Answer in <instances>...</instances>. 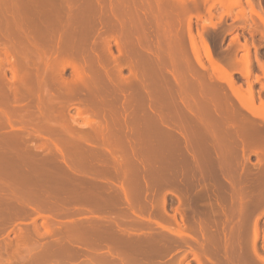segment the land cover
I'll return each instance as SVG.
<instances>
[{
	"label": "rangeland",
	"instance_id": "374dc122",
	"mask_svg": "<svg viewBox=\"0 0 264 264\" xmlns=\"http://www.w3.org/2000/svg\"><path fill=\"white\" fill-rule=\"evenodd\" d=\"M18 1L0 264H264V0Z\"/></svg>",
	"mask_w": 264,
	"mask_h": 264
},
{
	"label": "bare ground",
	"instance_id": "6f19581e",
	"mask_svg": "<svg viewBox=\"0 0 264 264\" xmlns=\"http://www.w3.org/2000/svg\"><path fill=\"white\" fill-rule=\"evenodd\" d=\"M13 1H14V0H13ZM17 2H19V1L17 0ZM24 2H25V1H24ZM26 2H27V1H26ZM8 3H9V2H8ZM15 3H16V2H15ZM13 4H14V2H13ZM16 5H17V4H16ZM16 5H14V6L16 7ZM6 7H7V6H6ZM8 7H9V6H8ZM15 7H14V8H15ZM12 18H13V17H12ZM13 19H14V18H13Z\"/></svg>",
	"mask_w": 264,
	"mask_h": 264
}]
</instances>
